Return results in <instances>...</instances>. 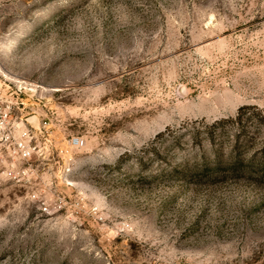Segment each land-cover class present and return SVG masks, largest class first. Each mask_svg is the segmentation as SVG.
Returning <instances> with one entry per match:
<instances>
[{
	"label": "rangeland",
	"instance_id": "1",
	"mask_svg": "<svg viewBox=\"0 0 264 264\" xmlns=\"http://www.w3.org/2000/svg\"><path fill=\"white\" fill-rule=\"evenodd\" d=\"M0 91V264H264V181L187 134L264 109V0H0Z\"/></svg>",
	"mask_w": 264,
	"mask_h": 264
},
{
	"label": "trees",
	"instance_id": "2",
	"mask_svg": "<svg viewBox=\"0 0 264 264\" xmlns=\"http://www.w3.org/2000/svg\"><path fill=\"white\" fill-rule=\"evenodd\" d=\"M194 125L187 133L190 141L200 147L207 141L212 146V153L201 165L205 177L248 176L264 181V109L243 106L235 117ZM231 130L233 148L225 160L224 146ZM248 153L252 154L249 159Z\"/></svg>",
	"mask_w": 264,
	"mask_h": 264
},
{
	"label": "built area",
	"instance_id": "3",
	"mask_svg": "<svg viewBox=\"0 0 264 264\" xmlns=\"http://www.w3.org/2000/svg\"><path fill=\"white\" fill-rule=\"evenodd\" d=\"M12 102L9 100V98L6 96V94L3 91H0V127L7 125L8 118L10 117L12 119ZM27 133L25 134V137H27ZM21 141L17 143V152L18 155H20L21 158L24 160H28L32 158V154L34 151L33 146L31 143L26 142L22 139ZM47 209H45V212Z\"/></svg>",
	"mask_w": 264,
	"mask_h": 264
}]
</instances>
